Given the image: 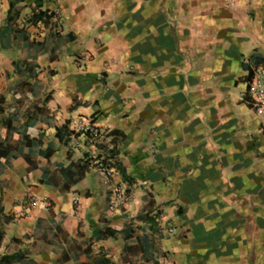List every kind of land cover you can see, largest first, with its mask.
I'll use <instances>...</instances> for the list:
<instances>
[{
    "label": "crops",
    "instance_id": "0c3cea01",
    "mask_svg": "<svg viewBox=\"0 0 264 264\" xmlns=\"http://www.w3.org/2000/svg\"><path fill=\"white\" fill-rule=\"evenodd\" d=\"M16 1L0 0V28ZM56 7L61 32L32 20ZM15 9L24 33L0 41V142L13 148L0 157V264H264V111L249 93L264 0ZM82 118L104 130L99 145H76ZM88 151L111 152L119 208Z\"/></svg>",
    "mask_w": 264,
    "mask_h": 264
},
{
    "label": "built area",
    "instance_id": "2783aa9c",
    "mask_svg": "<svg viewBox=\"0 0 264 264\" xmlns=\"http://www.w3.org/2000/svg\"><path fill=\"white\" fill-rule=\"evenodd\" d=\"M228 5L234 6L235 0H228ZM52 10L54 13L53 22L55 24L53 29L59 33L64 29L65 21L58 7L53 8ZM86 59V55L80 56L76 59V64L81 66ZM249 93L254 108L264 111V67L258 66L252 70L251 79L249 81ZM104 135V130L91 120H84L82 118L77 120L73 126L72 137L74 138L76 145L81 147H95L99 145L102 142ZM86 160H89V168L100 170L104 174L106 180L112 182L109 208L111 210L119 208L127 201L128 193L120 181H114L115 170L111 165V152L95 153L88 151L86 153ZM41 205L43 208L47 207V203L45 202H42ZM153 217L157 227L160 230L164 229V212L157 210ZM165 228L170 234L175 231L172 223L166 225Z\"/></svg>",
    "mask_w": 264,
    "mask_h": 264
},
{
    "label": "trees",
    "instance_id": "16d2710c",
    "mask_svg": "<svg viewBox=\"0 0 264 264\" xmlns=\"http://www.w3.org/2000/svg\"><path fill=\"white\" fill-rule=\"evenodd\" d=\"M19 0L16 2H12L10 4V9H9V14L7 18V24L2 26L0 28V41L2 44V47H8L9 42L11 40V34L14 32L15 35L19 33H24V31L21 29L19 30L18 28L13 27V23L15 19L19 16V11L18 9H15V5ZM53 10L51 9H39L37 12L32 14V20L37 21L38 19L43 20L47 25H51V27H54V22H53ZM35 44V43H34ZM38 45H41L38 43ZM19 70V68H18ZM21 71V70H20ZM13 148H11L10 145L5 146L4 142H0V157L7 158ZM85 167L89 168V160H85Z\"/></svg>",
    "mask_w": 264,
    "mask_h": 264
}]
</instances>
